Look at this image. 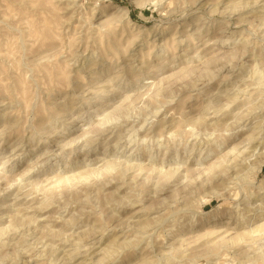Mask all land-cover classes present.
I'll return each instance as SVG.
<instances>
[{
    "label": "rangeland",
    "instance_id": "obj_1",
    "mask_svg": "<svg viewBox=\"0 0 264 264\" xmlns=\"http://www.w3.org/2000/svg\"><path fill=\"white\" fill-rule=\"evenodd\" d=\"M262 70L264 0H0V264H264Z\"/></svg>",
    "mask_w": 264,
    "mask_h": 264
},
{
    "label": "bare ground",
    "instance_id": "obj_2",
    "mask_svg": "<svg viewBox=\"0 0 264 264\" xmlns=\"http://www.w3.org/2000/svg\"><path fill=\"white\" fill-rule=\"evenodd\" d=\"M257 67H258V66H257ZM263 71H264V70H262V73H261V74H264ZM259 73H260V71H259ZM259 77H260V76H259ZM260 78H261V77H260ZM263 79H264V77H263ZM258 80H259V78H258ZM258 82L260 83V81H258ZM262 82H263V81H262ZM254 83H255V82H254ZM260 84H261V83H260ZM259 86H260V85H259ZM259 86H258V87H259ZM263 86H264V85H263ZM259 88H260V87H259ZM257 89H258V88H257ZM259 91H260V90H259ZM259 93H260V92H259ZM260 94H261V93H260ZM262 103H263V105H264V101H262ZM262 103H260V104H262ZM254 105H255V104H254ZM252 110H253V109H252ZM255 138H256V137H255ZM250 168H252V167H250ZM258 170H259V169H258Z\"/></svg>",
    "mask_w": 264,
    "mask_h": 264
}]
</instances>
